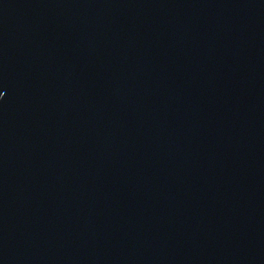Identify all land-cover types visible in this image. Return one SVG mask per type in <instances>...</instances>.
<instances>
[{
  "label": "water",
  "instance_id": "water-1",
  "mask_svg": "<svg viewBox=\"0 0 264 264\" xmlns=\"http://www.w3.org/2000/svg\"><path fill=\"white\" fill-rule=\"evenodd\" d=\"M0 264H264V0H0Z\"/></svg>",
  "mask_w": 264,
  "mask_h": 264
}]
</instances>
